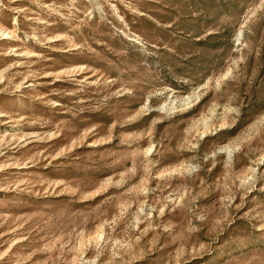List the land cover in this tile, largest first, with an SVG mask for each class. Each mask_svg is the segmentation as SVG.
I'll return each mask as SVG.
<instances>
[{"label":"rangeland","instance_id":"obj_1","mask_svg":"<svg viewBox=\"0 0 264 264\" xmlns=\"http://www.w3.org/2000/svg\"><path fill=\"white\" fill-rule=\"evenodd\" d=\"M0 264H264V0H0Z\"/></svg>","mask_w":264,"mask_h":264}]
</instances>
